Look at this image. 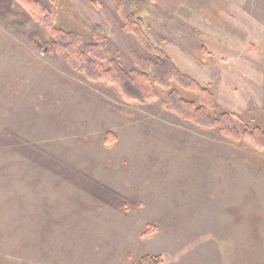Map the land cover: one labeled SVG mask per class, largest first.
<instances>
[{
    "label": "rangeland",
    "instance_id": "374dc122",
    "mask_svg": "<svg viewBox=\"0 0 264 264\" xmlns=\"http://www.w3.org/2000/svg\"><path fill=\"white\" fill-rule=\"evenodd\" d=\"M38 1L82 46L99 32L126 72L153 58L120 0ZM130 2L153 46L210 89L213 114L264 130V0ZM51 42L0 0V264H264V150L182 120L160 87L125 100Z\"/></svg>",
    "mask_w": 264,
    "mask_h": 264
},
{
    "label": "trees",
    "instance_id": "16d2710c",
    "mask_svg": "<svg viewBox=\"0 0 264 264\" xmlns=\"http://www.w3.org/2000/svg\"><path fill=\"white\" fill-rule=\"evenodd\" d=\"M42 27L52 35V48L62 55L66 65L81 72L91 82L114 85L127 101L145 104L159 98L156 87L168 91L166 108L182 120L203 129L212 130L234 141L247 140L259 150H264V130L259 127L245 129L242 133L234 122V115L228 112L215 113V100L210 89L202 86L190 76L181 73L168 55L153 46L144 33L143 22L132 11L130 0L119 1V11L124 29L134 33L153 58L135 56L137 70L124 71L119 63L109 60L107 41L94 31L95 40L82 46L81 37L74 32H65L54 27L55 10H47L38 0H15ZM192 93L193 100L180 96L173 86ZM109 139V135H108ZM107 140V139H106ZM156 257L146 256L142 264H158Z\"/></svg>",
    "mask_w": 264,
    "mask_h": 264
}]
</instances>
